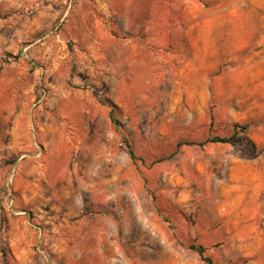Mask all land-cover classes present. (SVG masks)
Instances as JSON below:
<instances>
[{
  "label": "rangeland",
  "instance_id": "374dc122",
  "mask_svg": "<svg viewBox=\"0 0 264 264\" xmlns=\"http://www.w3.org/2000/svg\"><path fill=\"white\" fill-rule=\"evenodd\" d=\"M0 13V264H264V0Z\"/></svg>",
  "mask_w": 264,
  "mask_h": 264
},
{
  "label": "trees",
  "instance_id": "16d2710c",
  "mask_svg": "<svg viewBox=\"0 0 264 264\" xmlns=\"http://www.w3.org/2000/svg\"><path fill=\"white\" fill-rule=\"evenodd\" d=\"M0 17H2L1 13H0ZM111 106H112V109L110 112L111 121L113 123H115L116 125H121L120 120L116 117V106L114 104H112ZM236 128H237V130H236L235 134H237V132H239V131H242V132L245 131L248 128V126H241V125L237 124ZM233 141H234V136H220V135L211 137L208 140H206V142H212V143H233ZM125 143L128 147V151H129V155H130L131 159L137 160L138 156H137L133 146L131 145L130 142H128V140L126 138H125ZM191 247L194 250H196L197 252H199V254L203 257V259L206 260L209 264H214L213 259L209 256H206L207 248L205 246L192 244Z\"/></svg>",
  "mask_w": 264,
  "mask_h": 264
}]
</instances>
